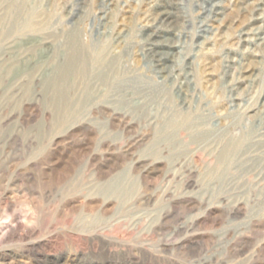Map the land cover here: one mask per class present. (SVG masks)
Instances as JSON below:
<instances>
[{"label": "rangeland", "instance_id": "rangeland-1", "mask_svg": "<svg viewBox=\"0 0 264 264\" xmlns=\"http://www.w3.org/2000/svg\"><path fill=\"white\" fill-rule=\"evenodd\" d=\"M0 264H264V0H0Z\"/></svg>", "mask_w": 264, "mask_h": 264}, {"label": "bare ground", "instance_id": "bare-ground-1", "mask_svg": "<svg viewBox=\"0 0 264 264\" xmlns=\"http://www.w3.org/2000/svg\"><path fill=\"white\" fill-rule=\"evenodd\" d=\"M83 2V1H82ZM245 3V2H244ZM246 4V3H245ZM173 6V5H172ZM248 6V4H247ZM259 6V5H258ZM217 7V6H216ZM254 7V6H253ZM170 8V7H169ZM215 8V7H214ZM220 8V7H219ZM248 8V7H247ZM205 9V8H204ZM167 10V9H166ZM154 12V11H153ZM162 12V11H161ZM218 13V12H217ZM172 15V14H171ZM246 15V14H245ZM169 17L168 14H164L165 17ZM160 17V16H159ZM247 17V16H246ZM259 17V16H258ZM73 19V18H72ZM226 24V23H225ZM256 25V24H255ZM258 25H256L257 27ZM243 27V26H242ZM247 28V27H246ZM245 28V29H246ZM249 28V27H248ZM261 31L262 30H257L255 33V37L257 40L261 39ZM155 35V34H154ZM153 35V36H154ZM148 36V35H147ZM152 37V36H151ZM75 36L72 35L69 41V46H68V53H67V58L63 65H61L57 72L55 77L52 80V88L54 90V98L52 99L56 105L59 107L61 106V111L66 108L67 102H68V94L66 92L67 88H69L73 81V76L75 74H83L84 68L82 65V57L80 55L79 49L76 47V40ZM165 41H162L160 44H152L149 43L148 46L146 47V51L148 55L153 59L154 65L159 68V72L162 74V76L166 77L167 69L165 68V64H167L166 60L168 59V56L170 54L169 49L170 47L169 44L164 43ZM167 42V41H166ZM256 42V41H255ZM259 42V41H258ZM66 43V42H65ZM172 43V42H171ZM82 49V48H81ZM172 53V52H171ZM172 55V54H171ZM226 64V63H225ZM237 74V73H236ZM249 74V73H248ZM242 77V76H241ZM189 78V77H188ZM240 84V83H239ZM185 86V85H184ZM183 86V87H184ZM236 88V87H235ZM234 88V89H235ZM179 99V98H178ZM181 102V101H180Z\"/></svg>", "mask_w": 264, "mask_h": 264}]
</instances>
